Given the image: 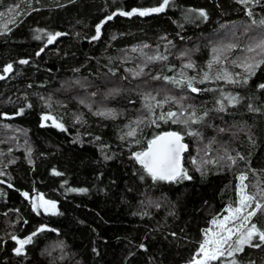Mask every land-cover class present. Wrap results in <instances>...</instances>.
Wrapping results in <instances>:
<instances>
[{
  "label": "trees",
  "instance_id": "16d2710c",
  "mask_svg": "<svg viewBox=\"0 0 264 264\" xmlns=\"http://www.w3.org/2000/svg\"><path fill=\"white\" fill-rule=\"evenodd\" d=\"M161 3L0 0V264H189L238 206L241 175L247 193L264 191V64L244 67L264 59L248 51L264 39V0L119 14ZM167 131L184 136L191 179L154 180L136 160ZM38 193L55 214L33 209ZM252 223L264 230V212ZM232 260L264 264V244L213 264Z\"/></svg>",
  "mask_w": 264,
  "mask_h": 264
},
{
  "label": "snow or ice",
  "instance_id": "6c2138e0",
  "mask_svg": "<svg viewBox=\"0 0 264 264\" xmlns=\"http://www.w3.org/2000/svg\"><path fill=\"white\" fill-rule=\"evenodd\" d=\"M241 3H248L249 0H240ZM169 4V0H162V3L158 7L148 8V9H132L128 12H120V15L124 16H147L151 13H160L163 12ZM11 11V10H10ZM250 16L252 15L251 11L248 13ZM2 15V14H0ZM201 16L206 18V13L201 11ZM113 17L109 16L107 19L111 20ZM107 21L101 22L100 25L96 27L97 35L93 37V39H98L101 27L103 23ZM255 23V21L253 22ZM264 24V21L260 22ZM63 35L62 33L48 34V43H53L57 37ZM39 39V37H37ZM147 47V45H145ZM229 47H234V45H229ZM256 49H260L264 52V39H261L255 47H249L248 51H255ZM135 51V49H134ZM166 57H150L149 59H161ZM20 63H28L26 60L20 61ZM260 64H264V59L259 61H255L254 63H249L247 60L244 63L245 70L252 75L255 73L257 67ZM187 67H192L191 64L187 65ZM12 64H8L3 71L5 73L12 71ZM225 78L229 79L231 83H237L238 81L232 80L230 77L225 74ZM0 79H4V76H0ZM165 79H170L165 77ZM204 79H208L207 74H205ZM173 83L180 85L183 81L176 80L175 78H171ZM203 82V81H201ZM247 83V80L244 81ZM187 87L191 89L192 92H199L201 89H198L193 86L192 80L189 79L187 81ZM260 88H264V84L260 85ZM235 99V98H233ZM103 114V113H101ZM193 115H195L193 113ZM166 117L172 119L173 122H177L175 119L177 117V113L168 112ZM165 116L162 115L161 119H164ZM45 120L53 119L52 117L45 116ZM182 123H187V121H180ZM155 123V121H153ZM57 127L63 128L62 124H57ZM194 134V133H193ZM129 135H132L130 132ZM183 137L179 132H165L154 139L148 142V147L145 151L135 153V158L139 163L144 167V169L148 172L149 175L154 180H165V181H175L177 179H191V177L187 176V173L182 168L181 165V153L186 150L187 145L181 143ZM229 159H232L229 157ZM243 159V157H241ZM235 163V160H233ZM56 175H60V173H55ZM246 179V176L241 175V187H240V198L238 202V206L233 208L231 205L228 208V215L224 216L222 220L214 219L212 223L217 225L218 230L213 231L212 229H208L205 232V238L203 242L199 246V251L193 257V259L189 262V264H213L215 261H221L223 257L226 255L228 257L234 256L236 253L242 252L243 247L245 245L251 247H261L264 244V230H261L257 227L255 223H252V218L257 215L258 212H264V203L261 201L264 200V191L259 193L249 194L245 191L247 185L243 184V181ZM76 191V189H73ZM80 191H86V189H80ZM25 197L28 196V193H23ZM259 197V199L257 198ZM41 203L37 206L44 207L45 211L50 209H55L56 204L54 201L43 200V197L40 198ZM237 221L239 223H237ZM231 225V226H230ZM250 225V226H249ZM243 229V231H242ZM43 231V229H40ZM36 235V233H33ZM233 237H236L233 240ZM13 239H16L13 237ZM258 239L259 243L253 244V240ZM32 242V237L29 236L26 239L19 240L18 243L20 247L15 249L17 255H20L23 252L24 245ZM231 264H237L235 260H232Z\"/></svg>",
  "mask_w": 264,
  "mask_h": 264
},
{
  "label": "rangeland",
  "instance_id": "374dc122",
  "mask_svg": "<svg viewBox=\"0 0 264 264\" xmlns=\"http://www.w3.org/2000/svg\"><path fill=\"white\" fill-rule=\"evenodd\" d=\"M38 195V197L37 198H35V200H34V202L36 203V211L39 213H45V214H55L56 212H57V210H58V204L55 202V204H56V207H55V209H50V210H48V211H45V209H44V207H42V206H37L38 204H40L41 203V200H40V198L41 197H43V200H48V199H46V198H44V196L43 195H41V194H37ZM48 201H52V200H48ZM229 214V213H228ZM227 214V215H228ZM227 215H225V216H227ZM224 218V216L223 217H220V218H217L218 220H222ZM237 223H239L238 221H237ZM231 226V225H230ZM209 229H212L213 231H217L218 230V228H217V225H214V224H212V227L211 228H209ZM235 238L236 237H233V240H235Z\"/></svg>",
  "mask_w": 264,
  "mask_h": 264
},
{
  "label": "water",
  "instance_id": "95a60500",
  "mask_svg": "<svg viewBox=\"0 0 264 264\" xmlns=\"http://www.w3.org/2000/svg\"><path fill=\"white\" fill-rule=\"evenodd\" d=\"M167 132H177V131H167ZM163 133H165V132H163ZM161 134H162V133H161ZM180 135L183 137L181 143L187 145V143H186L185 140H184V136H183L181 133H180ZM153 139H154V138H153ZM187 149H188V145H187L186 150H184V151L181 153V165H182V168H183V159H184V156H185V154H186V152H187ZM37 197H38V196L35 195V196H34V199L37 198ZM33 209L36 211V203H35V202H33ZM36 212H37V211H36Z\"/></svg>",
  "mask_w": 264,
  "mask_h": 264
}]
</instances>
